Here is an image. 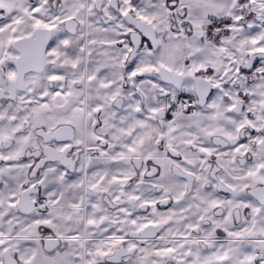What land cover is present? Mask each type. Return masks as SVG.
Returning <instances> with one entry per match:
<instances>
[{
	"label": "snow or ice",
	"instance_id": "1",
	"mask_svg": "<svg viewBox=\"0 0 264 264\" xmlns=\"http://www.w3.org/2000/svg\"><path fill=\"white\" fill-rule=\"evenodd\" d=\"M0 264H264V0H0Z\"/></svg>",
	"mask_w": 264,
	"mask_h": 264
}]
</instances>
